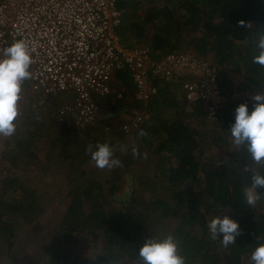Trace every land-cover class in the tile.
<instances>
[{"label":"trees","instance_id":"trees-1","mask_svg":"<svg viewBox=\"0 0 264 264\" xmlns=\"http://www.w3.org/2000/svg\"><path fill=\"white\" fill-rule=\"evenodd\" d=\"M118 4L125 8L118 29L124 44L135 26L132 15L142 13L140 24L146 28L141 25L153 57L188 46L186 50L215 64L224 94L264 87V67L253 63L264 35V0H124L125 5ZM240 21L245 22L243 27ZM117 74L116 81H123L120 88L131 82L127 71ZM163 86L159 90L166 89ZM31 93L38 98L32 101L31 111L21 107L14 136L0 137V257H9L4 264H14L16 255L26 264H141L138 254L145 239L167 235L177 240L186 264H253L252 252L264 243V189L257 190L261 199L255 206L246 203L244 189L251 186L255 171L264 174V165L254 164L247 149L236 146L229 134L241 101L228 99L218 110V120L209 124L203 104L187 102L183 108L162 92V102L149 109V117L128 133L120 128L125 137L118 139L115 120L122 118L119 109L131 97L126 98L127 104L124 96L114 94L97 99L99 106L110 110L100 123H104L103 134L113 131L114 140L103 137L97 142L113 147L121 140L127 142L122 150L114 149L121 167L98 169L82 142L95 139L100 124L77 129L67 121L68 115L57 117L53 107H59L51 97ZM255 104H248L249 113ZM165 107L173 108L172 118ZM141 130L146 135H140ZM42 139L44 152L38 150ZM226 139L230 143L224 151ZM133 147L139 157L132 154ZM80 152L79 172H66L67 160ZM152 154L154 161L145 168L141 159ZM52 170L62 176L56 177L55 171L51 181ZM111 199L122 202L123 210L108 209ZM55 201L62 207L61 218L46 219L47 231L41 235L40 215ZM223 215L237 220L242 230L236 244L228 247L220 239H211L208 229L212 219ZM29 233L35 235L33 240ZM46 237L48 241L42 242ZM31 240L44 256L34 257Z\"/></svg>","mask_w":264,"mask_h":264},{"label":"built area","instance_id":"built-area-1","mask_svg":"<svg viewBox=\"0 0 264 264\" xmlns=\"http://www.w3.org/2000/svg\"><path fill=\"white\" fill-rule=\"evenodd\" d=\"M119 1L0 0V59L15 40H26L35 51L33 75L23 87L30 81V91H39L41 96L71 95L57 117L68 115L81 130L94 124L97 97H123V90L110 80L118 71L128 72L138 102L151 100L161 84L180 82L188 101L204 105L209 124L218 120V110L228 99L248 105L255 102L256 94H264V87L224 94L216 66L192 50L153 57L149 45L124 44L118 29L125 8ZM25 98L22 93L19 104ZM132 112L130 120L119 127L126 133L144 119L142 112Z\"/></svg>","mask_w":264,"mask_h":264},{"label":"clouds","instance_id":"clouds-1","mask_svg":"<svg viewBox=\"0 0 264 264\" xmlns=\"http://www.w3.org/2000/svg\"><path fill=\"white\" fill-rule=\"evenodd\" d=\"M239 25L243 27L245 22L240 21ZM257 50L258 55L253 58V63L264 67V35H261L257 43ZM34 51L26 40L18 39L4 49V57L0 59V137H13L17 131L19 102L22 93L27 89L23 87V82L32 78ZM254 100L256 104L251 113L247 104H240L236 108L235 123L231 126L229 134L236 146L247 149L254 164L264 165V94H256ZM139 134L146 135L143 130ZM86 151L98 169L122 166V161L115 156L114 147L109 142L89 144ZM132 154L140 156L135 147ZM258 189H264V174L255 171L251 186L244 189L246 203L249 206H255L261 199ZM208 229L211 239H220L224 247L236 244V238L242 235L239 222L228 215L212 219ZM138 259L141 264H186L173 235H167L162 239L147 237L139 249ZM250 260L253 264H264V243L255 248Z\"/></svg>","mask_w":264,"mask_h":264},{"label":"crops","instance_id":"crops-1","mask_svg":"<svg viewBox=\"0 0 264 264\" xmlns=\"http://www.w3.org/2000/svg\"><path fill=\"white\" fill-rule=\"evenodd\" d=\"M161 2H163L164 0H160ZM120 2H122L123 4H124V0H120ZM125 5V4H124ZM141 17H142V13H139L137 16H136V18H135V16H133L132 15V18H133V20H131V22L132 23H135L134 25L135 26H133V30L131 31V33H130V41H133L134 43H137L136 45H149L147 42H145V41H148L147 39H146V28H145V26H144V24H140V19H141ZM130 18V17H129ZM141 25L144 27V29L141 27ZM137 30H138V35H137ZM127 41H128V39H127ZM128 44V43H127ZM129 45V44H128ZM150 46V45H149ZM152 49V48H151ZM158 50V49H157ZM156 50V51H157ZM160 51V50H159ZM163 51H165V52H163V53H166L167 52V50H163ZM171 51V50H170ZM172 51H186V48H184V47H180V48H177V49H175V50H172ZM152 52H153V49H152ZM155 52V51H154ZM158 52V51H157ZM169 52V51H168ZM204 58V57H203ZM214 64V63H213ZM215 65V64H214ZM218 71V70H217ZM115 84H117L116 85V87L118 88V89H123V90H125V94H124V97H125V99L123 100V101H125V104H127L128 102L126 101V98L129 96V97H131V100L129 101L130 103H129V105H133L135 102H138V101H136V99L134 98V89H133V85H132V82H127L122 88H120V86L123 84V81H116L115 80ZM165 84H167L166 86H165ZM165 84H163L164 86L163 87H165L166 89H164V90H162L163 88H161L160 90H159V92H158V95H156L153 99H151V100H149V101H145V102H139L141 105H139V108H136V107H129L127 110H126V112H123V110H122V108H120L119 109V111H121V113H122V115L121 116H123L121 119H120V117L118 116V117H116L117 119L115 120V124L114 125H116L114 128H113V131H116L115 133H117V136H118V139H121L122 138V136H124L125 137V135L124 134H122V131H120L119 130V125L121 124V122H123V121H125V120H128L130 117H131V115H132V110H137V111H140V112H142L143 113V116H144V119H146V118H148L149 117V109L150 110H152V109H154L155 108V106L157 105V104H160L161 102H162V100H160V97L163 95V93L162 92H164V93H169V95H171V96H173L172 97V101H173V103L174 102H176V101H178V104H182V107L184 106V107H186L187 106V102H190V101H188L186 98H185V96H184V91H183V89H182V86H181V84H180V82H173V83H165ZM255 90H257V89H255ZM25 91H26V93L27 92H29V93H31L30 92V87H28L27 89H25ZM162 91V92H161ZM26 93L24 92V94H25V100L22 102V104H20V105H22V107H23V109L25 110L26 109V111H31L32 109H33V106H34V103L32 102L35 98H38V97H36L37 95H35V94H30V96H33V98H31L30 96H27L26 95ZM59 95V94H58ZM49 97H51L53 100H54V102L57 104V107H59V109H60V107L62 106V105H64L65 103H67V102H69V101H71V95H66V97H65V99L64 100H58V98L56 97V96H51V95H48ZM28 97H30V98H28ZM108 105H110V103H109V101H108V103H107ZM128 105V104H127ZM103 106V105H102ZM172 106H174V104L172 105ZM183 107V108H184ZM107 109L106 107H104L103 106V109ZM131 108V109H130ZM53 109H56L57 110V108H54L53 107ZM130 109V110H129ZM170 109H171V112H170V115H169V117L170 118H172L175 114H173L174 113V110H173V108H171L170 107ZM204 109V108H203ZM48 110H49V108H48ZM55 110V111H56ZM109 111L110 110H108V115H109ZM169 112V111H168ZM56 118V117H55ZM70 118V117H69ZM71 119V118H70ZM70 119H68L67 121H69V122H71L70 124H72L73 125V122H72V119L70 120ZM204 119H205V117H204ZM66 120V119H65ZM103 122V120L101 121V122H98L96 125H98V124H100V123H102ZM104 124V123H103ZM103 124H100V126H99V130L100 131H102V132H100L99 130H97V131H99V133L98 132H95V134H94V137H95V139H94V141H98L99 140V138H103V137H105V139H107L108 141H111V142H114V140H113V137H112V135H111V133L113 132L112 130V132H106L107 134H106V136L103 134V132H105L104 130H103V128H102V126H103ZM74 126V125H73ZM117 136H116V138H117ZM229 138V137H228ZM123 139V138H122ZM230 140V139H229ZM105 142V141H104ZM97 143H99V142H97ZM125 143V142H124ZM123 142H122V140L119 142V144H117L116 145V147H114V149L115 150H117L118 148L120 149V150H122V148H121V146L124 144ZM229 143H230V141H229ZM228 141H227V139L224 141L223 140V145H222V149L224 150V151H227L228 150ZM127 145V142L125 143V146ZM153 155V154H152Z\"/></svg>","mask_w":264,"mask_h":264},{"label":"rangeland","instance_id":"rangeland-1","mask_svg":"<svg viewBox=\"0 0 264 264\" xmlns=\"http://www.w3.org/2000/svg\"><path fill=\"white\" fill-rule=\"evenodd\" d=\"M191 34V33H190ZM190 40L188 39V42ZM125 43H128L129 45H136L137 43H134L133 41H126ZM186 49H189L190 47L186 46L184 47ZM121 72H125V71H121ZM118 72L116 73H113L110 75V80L111 81H115L117 79V77L120 75V74H117ZM31 85V82L30 81H27L25 84H24V87L25 88H28L30 87ZM67 94H64V93H60L59 95L57 94V98L58 100H64L65 97H66ZM97 99H99V102L102 101V97H97ZM108 101L112 103V99L111 98H108ZM130 103V102H129ZM139 105H141L139 102H135L132 106L133 107H136V108H139ZM110 106V105H108ZM131 105H125L124 108H123V112H126V110L129 108V107H132ZM107 109H103V106H99V110H98V114L94 120V124H97L98 122H101L102 120L104 121L106 118H107V115H108V107H106ZM131 109V108H130ZM129 109V110H130ZM56 110V109H55ZM56 111H61V110H56ZM164 111H171L170 107H165L164 108ZM123 117V116H122ZM70 119V118H69ZM71 120V119H70ZM223 132V130L221 131ZM83 147H87L89 144H92V145H95L97 144L96 141H94V139H86V140H83ZM46 147V141L44 139H42V141H40L38 143V150L40 152H44V149ZM165 152V151H164ZM76 156V157H75ZM154 158L155 156L153 155L151 158H142L141 159V163L143 164V166L145 168L149 167V163H153L154 161ZM81 159H82V153H77L76 155L72 156V158H70L69 160H67V165H68V168H66V172L68 170L71 171V173H75V170L76 169V172H79L80 168H81ZM154 169V168H153ZM56 170H52L51 173L49 174V177H50V180L52 181L51 178L54 177V172ZM59 172L56 171L55 175H57ZM61 174L57 175L56 177H59ZM159 175V172H157V176ZM37 176V175H36ZM35 178H39V175ZM53 176V177H52ZM62 176V175H61ZM33 177V176H32ZM37 183V182H36ZM34 183V185L36 184ZM63 186V185H62ZM64 188V187H63ZM54 193L55 190L54 189H51L50 190V193ZM52 193V194H53ZM120 192H118L117 194H119ZM115 195V194H114ZM55 199H61V196H56ZM122 202H119L117 200H113L111 199L109 202H108V209L109 207H112L114 209H118V210H123L122 208ZM45 207V206H44ZM61 210H62V207L61 205L57 204V202L55 201L52 205H46L44 211L42 212V214L40 215V222H44L43 224V228L41 229V235L45 234L46 231H47V225H46V222L45 220L46 219H51L53 222H58L59 219L61 218ZM132 212V211H131ZM264 212V211H262ZM131 217H132V214L130 213ZM29 232V231H28ZM35 235H32L30 236V233H29V237L33 240ZM33 237V238H32ZM49 237H46L44 240H41L42 242L43 241H48ZM31 242L29 243L30 244V251L34 253V257L35 258H38V257H42L44 256V251L42 248H36L34 246L35 242ZM39 241V243L41 242ZM4 255V254H3ZM16 259L14 260V264H26V263H23L21 261V259H19L20 257L18 255H16ZM9 262V257L8 256H1L0 257V264H4V263H8Z\"/></svg>","mask_w":264,"mask_h":264}]
</instances>
